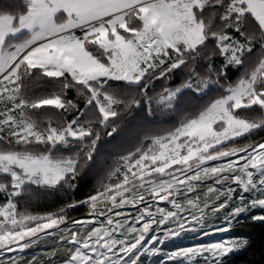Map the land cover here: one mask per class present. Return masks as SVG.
<instances>
[{"label": "snow or ice", "instance_id": "snow-or-ice-1", "mask_svg": "<svg viewBox=\"0 0 264 264\" xmlns=\"http://www.w3.org/2000/svg\"><path fill=\"white\" fill-rule=\"evenodd\" d=\"M245 224L264 0H0V264H231Z\"/></svg>", "mask_w": 264, "mask_h": 264}, {"label": "trees", "instance_id": "trees-1", "mask_svg": "<svg viewBox=\"0 0 264 264\" xmlns=\"http://www.w3.org/2000/svg\"><path fill=\"white\" fill-rule=\"evenodd\" d=\"M235 235L250 237L251 246L231 258V264H264V226L245 224L238 228ZM176 242L166 246L173 249Z\"/></svg>", "mask_w": 264, "mask_h": 264}, {"label": "rangeland", "instance_id": "rangeland-1", "mask_svg": "<svg viewBox=\"0 0 264 264\" xmlns=\"http://www.w3.org/2000/svg\"><path fill=\"white\" fill-rule=\"evenodd\" d=\"M171 242H168V243H166V245L164 246L165 248H166V246L168 245V244H170ZM185 245H187V244H189V243H191V239L189 238V239H186L184 242H183ZM166 249H168V248H166ZM170 250V249H169ZM145 264H147V260L145 261Z\"/></svg>", "mask_w": 264, "mask_h": 264}]
</instances>
